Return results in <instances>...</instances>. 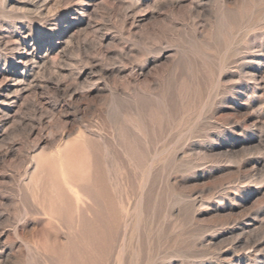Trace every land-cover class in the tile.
<instances>
[{
    "label": "rangeland",
    "instance_id": "rangeland-1",
    "mask_svg": "<svg viewBox=\"0 0 264 264\" xmlns=\"http://www.w3.org/2000/svg\"><path fill=\"white\" fill-rule=\"evenodd\" d=\"M0 264H264V0H0Z\"/></svg>",
    "mask_w": 264,
    "mask_h": 264
}]
</instances>
